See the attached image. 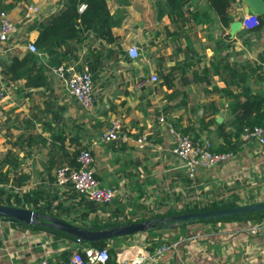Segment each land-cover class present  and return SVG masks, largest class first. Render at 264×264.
<instances>
[{
	"label": "crops",
	"instance_id": "1",
	"mask_svg": "<svg viewBox=\"0 0 264 264\" xmlns=\"http://www.w3.org/2000/svg\"><path fill=\"white\" fill-rule=\"evenodd\" d=\"M34 2L38 3L36 0ZM46 2L48 7L44 11L38 3L42 13L40 12V19L37 20L57 11L63 4V0ZM246 2L247 0H242L237 4H242L241 8L245 11ZM108 5L116 22L113 30L120 35L125 49L132 44H141L140 58L143 69H149L148 76L151 73L161 75L171 71L170 80L175 83L177 92L173 94L172 88L166 84L158 83L157 88L156 85L147 86L154 83L152 81L139 86L141 78L137 73L138 76L127 80L128 89L125 88L124 91L128 100L126 97L122 99L126 101L125 104H120L121 99H112V96L109 99V91L102 88L94 108L87 114L68 95L57 77H53V82L45 93H33L31 97L16 91L17 85L24 82L22 79L9 85L7 92L0 97V117L2 120L7 119V128L2 131L4 133L9 129V132L16 133V129H28V124L31 125V130L53 131L68 128L71 117L77 118V122L83 121L82 115H87L86 117H91L94 121H108V124L98 127V132L107 129L112 120L117 118L123 121L125 130H150L153 141L144 148L139 147L133 140L103 142L99 135L90 147L95 155L94 170L102 184L114 187L118 195L126 193L136 196L138 185L142 183V187H139L143 190V196L150 195L152 199L160 194L156 189L157 183L163 184L171 178L176 179L177 169L181 164L171 151V136L159 121V115L163 113L181 126H192V137L202 135V138H209L213 146L220 144L222 139L216 134V125H207L214 116L218 122L229 117L226 97L218 91L210 90L214 85L225 84L221 76L214 72V64L217 62L221 65L226 60L239 63L248 58L255 59L264 48V28L260 31L263 35H258V38L250 35L249 39H245L238 33L243 29L242 26L232 34L231 28H223L215 12L205 7L201 0H196L194 5L199 12H205L202 26H198L190 15L193 25L179 33H173L177 25L167 13L164 14L168 8L165 0H108ZM235 5L234 3L231 6L230 12L234 20H238L241 8ZM22 9L17 6L10 11L13 20L16 19L19 24L27 21ZM239 19L241 20V16ZM30 24V31L21 30L20 35L28 31L31 36L34 30L37 31ZM162 25L164 28H161ZM228 34L229 38H226ZM162 39L167 42L166 51L161 49ZM14 47L13 45L11 48ZM8 51L15 50L0 51V54ZM135 65L138 67L137 63ZM257 78L259 80H256L254 86L264 88L263 80L258 76ZM108 80L107 83L112 79ZM114 104L117 105L113 108ZM215 108H218L216 113ZM55 109L60 113L57 121L51 119ZM203 115L206 118L201 127L198 119ZM67 141L70 143L69 137ZM262 150L254 140L243 141L227 162L213 167L202 176L203 180L208 182L211 177L213 181L218 179L231 182L232 186L235 183L241 203L264 200V191L261 189V184H264ZM127 172H130V176ZM257 172H260V176L253 181ZM148 180L155 182H146ZM245 181L249 183L248 187L241 186L240 183ZM147 231L130 234L125 239H109L108 243L118 241L119 250H125L133 244L146 246L149 236ZM153 233L177 240L163 255L151 254L143 264H264V219L191 222ZM76 244L67 239H56L46 231L25 227L17 221L0 219V264H41L44 256H51L55 263L57 261V264H62V251L67 247L73 248Z\"/></svg>",
	"mask_w": 264,
	"mask_h": 264
},
{
	"label": "trees",
	"instance_id": "2",
	"mask_svg": "<svg viewBox=\"0 0 264 264\" xmlns=\"http://www.w3.org/2000/svg\"><path fill=\"white\" fill-rule=\"evenodd\" d=\"M241 1L201 0L205 7L215 12L217 20L223 28H229L234 20L230 12L231 6ZM30 2L34 1L0 0V7L11 13L13 8L20 6L25 14L26 4ZM165 2L168 8L164 14L167 13L177 25L173 33H179L193 25L190 15L198 26H202L201 22L205 12H199L196 9L194 5L196 0H165ZM82 5L84 7L81 9ZM161 16L162 11L160 10ZM37 19L32 23V28L37 29V34L33 38H29L28 41L34 42L42 55L27 49L24 52L15 50L0 54V97L7 92L9 85L20 82L22 79L24 82L17 85L16 89L18 90L15 89L18 93L28 97H31L33 93H45L55 76L51 74V65L74 64L79 69H83L87 65L93 74L95 86L96 83H101L104 77H116L115 73L108 74L109 76L104 74L105 71H109L108 69H112L115 64H130L132 68H137L135 60L141 56L133 59L122 45L120 35L114 32L113 26L116 22L109 8L108 0H63V4L57 11L50 13L41 20ZM263 28L264 12L258 14V23L255 26L249 29L243 28L238 33L243 36L246 35L245 39H249V34L259 33ZM226 38H229V34ZM24 41L28 42L27 40ZM219 42L218 46H220ZM13 45L10 42L5 48L3 47L2 51L12 50ZM227 46L229 47L230 43ZM263 63L264 48L255 59L248 58L239 63L226 60L221 65L215 62L214 72L221 76L225 84L223 86L214 85L210 90L218 91L226 97L229 117L218 122L214 116L207 122V125H216V134L222 139L220 144L212 147L214 150L234 154L244 141L242 133L246 127L255 125L264 127V88L254 86L258 79L257 76L264 82ZM171 75V71L163 72L158 75L159 80L160 77L162 78L160 81L157 80L147 86H157L158 83L166 84L172 88L174 94L177 90L173 80H170ZM57 79L60 80L58 77ZM111 79L109 78L108 81ZM60 82L62 81L60 80ZM61 84L67 92L65 85ZM126 91L128 92V90ZM68 95L80 105L74 96L69 93ZM169 96L171 98V95ZM51 102L49 101V103ZM121 103H125V101ZM116 105L114 104L113 108ZM94 106L89 110L84 109L81 105L80 108L86 112L91 111ZM217 109H214V113L217 112ZM86 116L82 115L83 121L81 122H77V118L71 117L68 128L41 132L31 130L19 135L14 141L8 137L9 129L2 133L3 128H7V119L2 120L0 117V134L9 138L8 140L11 142V145H8L5 150L0 147V204L35 209L52 218L66 222L61 224L63 227L45 223L25 224L19 222L36 231H46L56 239L61 238L76 242L75 247H67L62 251V264H71L74 251H79L84 259H87L86 249L90 247L99 249L107 247L110 255L107 264L116 263L117 247L108 243L109 239H115V237L94 240L83 238L77 241V229L101 230L122 226L129 222L150 221L152 227L147 231L149 236L146 240L148 243L146 247L154 250L163 243H173L177 240L164 238L163 235L161 237L156 236L153 233L156 230L164 229L163 226L169 225L174 216L190 211L221 209L241 204L240 197L236 192L238 187L235 183L232 186L231 182L218 179L213 181L211 177L208 178V182L203 180L202 176L213 168L202 169L195 176H191L186 167L181 164L178 166L176 179L171 178L163 184L157 183L156 189L160 194L152 199H150V195L143 196L142 183H139L141 187L137 184L138 194L136 196H129L124 193L117 195L112 201L90 199L86 194L80 193L69 184L60 185L56 183L55 171L57 168L65 164L77 165L79 152L85 148L91 149L90 146L96 140L97 135L101 140L103 131L98 132L96 130L99 126L108 124V121H94L91 117ZM205 118L206 116L203 115L198 119L201 127ZM51 119L54 121L60 119V113L57 109H55ZM52 120L49 121V124ZM170 120L181 131L190 135L191 132L194 133L192 126H181L172 119ZM45 122L47 123V121ZM27 127H31V125L28 124ZM68 137L70 143L67 141ZM193 138H202V135ZM25 144L35 149L36 152H45V156L40 161L29 158L27 153H30L31 156L32 151H28ZM20 152H26L27 157L26 155L25 159L21 157ZM27 159H32V161L27 162ZM127 164L129 165L130 161ZM126 174L130 176V172ZM35 175L38 181H36ZM146 182L154 184L155 181L148 180ZM159 197L161 199L157 201ZM249 218L264 219V210L246 214L239 213L217 219L199 218L193 223H216L218 221ZM184 224L186 223L180 225ZM175 226L173 225V227ZM170 227L172 226L167 228ZM120 237L127 238L129 236Z\"/></svg>",
	"mask_w": 264,
	"mask_h": 264
},
{
	"label": "built area",
	"instance_id": "3",
	"mask_svg": "<svg viewBox=\"0 0 264 264\" xmlns=\"http://www.w3.org/2000/svg\"><path fill=\"white\" fill-rule=\"evenodd\" d=\"M84 5L81 6V9ZM40 12V6L36 2L26 4L25 20L29 21ZM242 28H251L258 23L257 13H247L243 18L241 16ZM18 31V22L14 21L11 14L0 7V51L4 48L3 44L7 43L11 36ZM27 50L39 53L40 49L32 41L25 43ZM133 59H137L141 52L140 47L132 44L127 49ZM264 68V63H263ZM52 75L58 77L65 85L67 92L74 96L80 105L86 109H91L96 103V86L92 72L86 65L79 69L76 65H51ZM159 80L157 73H151L148 77L141 78L139 86L146 83ZM159 121L164 125L165 130L171 136V151L176 158L180 160L182 166L186 167L191 176H195L202 169L213 168L221 163L228 161L233 153L225 151H216L212 147V141L207 138L194 139L190 134L181 131L174 123L164 114L159 116ZM244 141H256L263 151L264 155V127L260 125L246 127L242 133ZM135 141L139 147L144 148L153 141L152 131L146 129H136L128 131L124 129V123L117 118L112 120L111 125L101 133V141ZM95 155L89 148L82 149L78 154V164L73 166L65 164L56 169V183L60 185L69 184L76 188L80 193L86 194L90 199L98 201H112L118 194L114 187L104 185L96 176L94 170ZM140 248H142L140 250ZM172 248V243H163L154 250L146 246L137 244L130 245L125 250H119L116 253L115 264H143L151 254L163 255L167 250ZM87 259H84L79 251H74L71 264H107L109 259L108 248H87ZM41 264H55L51 256H44Z\"/></svg>",
	"mask_w": 264,
	"mask_h": 264
},
{
	"label": "water",
	"instance_id": "4",
	"mask_svg": "<svg viewBox=\"0 0 264 264\" xmlns=\"http://www.w3.org/2000/svg\"><path fill=\"white\" fill-rule=\"evenodd\" d=\"M246 10H252L257 14L264 12V0H247ZM242 26L241 20L232 21L230 28L231 33H235L240 30ZM221 120V117H219ZM36 181H38L37 176L35 175ZM264 210V200L253 201L247 203H241L236 206L226 207L221 209H211L204 210L199 212H185L174 216L173 221L167 226L179 225L181 223H191L196 219H217L222 218L224 216H233L235 214H246L253 211H262ZM0 219L6 221H17L25 224H34V223H45L51 226L63 227L61 224H65L66 222L52 218L42 212H39L35 209L21 207V206H11L0 204ZM152 227L150 221H142V222H132L126 223L122 226H117L109 229H101V230H83L77 229L76 233L78 234V240L86 238L89 240H94L97 238H112L115 236H123L128 234H134L142 231H147Z\"/></svg>",
	"mask_w": 264,
	"mask_h": 264
},
{
	"label": "rangeland",
	"instance_id": "5",
	"mask_svg": "<svg viewBox=\"0 0 264 264\" xmlns=\"http://www.w3.org/2000/svg\"><path fill=\"white\" fill-rule=\"evenodd\" d=\"M34 1V0H33ZM40 5H41V8L43 9V11L48 7V5H47V2H46V0H36ZM37 3V4H38ZM38 4V5H39ZM39 5V6H40ZM235 6H240V4H236ZM242 7V4H241V6L239 7V8H241ZM40 8V9H41ZM41 9V10H42ZM41 13H42V11H41ZM41 13H37L35 16H34V18H32L31 20H29V21H26V22H24V23H22V24H19L18 23V32H16L12 37H11V39L7 42V43H5V44H3L2 45V47H6L8 44H10V42L12 43V44H14V48L12 49V50H17V49H20V50H22V52H24V51H26V48H25V43H27V42H25L24 40H27L28 41V39L32 36V37H34L36 34H37V31L36 30H34L33 31V33L31 34V36H30V33L28 32V31H30V26L29 25H31L30 23H33L34 22V20H36L40 15H41ZM247 13H256V12H254V11H252V10H249V11H244V9L243 8H241L240 10H239V17L240 16H243V18L246 16V14ZM22 16H23V14H22ZM239 17H238V19H239ZM22 18V17H21ZM20 18V19H21ZM23 19V18H22ZM240 20V19H239ZM14 21H16V19H14ZM17 22V21H16ZM161 28H164V25H162L161 26ZM24 29H27L28 31H25V34H23V35H20L21 34V30H24ZM251 34H249V36H250ZM254 35V37H257L258 38V35H263L262 34V32H259V33H255V34H253ZM252 35V36H253ZM248 36V37H249ZM251 36V37H252ZM244 37H247L246 35L244 36ZM24 39V40H23ZM25 42V43H24ZM166 41H164V39H162V41H161V49H163V50H165L166 51ZM164 44H165V48H164ZM138 46L140 47V52H141V54H140V56L142 57V50H141V44H138ZM139 56V57H140ZM137 64H138V67L137 68H132L131 67V65L130 64H120V65H118V64H115L114 66H113V68L112 69H108L109 71H105L104 72V74H105V76H109V75H111L112 73H115L116 74V77H104L103 78V81L101 82V83H96V95H97V98H99L100 97V95H101V91H102V88H105L107 91H109V93H110V98L109 99H111V96H112V99H121V102H122V99H125V97H126V100H128V97L126 96L127 94L125 93V91H124V89L126 88V89H128V85H129V78L130 77H132V76H136L137 75V73H138V75H139V78H141V77H147L148 76V74H149V69L148 68H146V69H143V67H142V60H141V58H138L137 59V61H135ZM139 70V72H137ZM111 71V72H110ZM109 74V75H108ZM137 75V76H138ZM1 78V77H0ZM109 78H112V80L110 81V82H106ZM127 80H129V81H127ZM102 85H103V87H102ZM156 88H157V86H156ZM125 101V100H124ZM126 102V101H125ZM122 105L123 104H125V103H121ZM90 111H86V113L88 114ZM120 114H122V112H120ZM28 129H21V130H19V129H16V133H14V132H9V130H8V137H11V140L12 141H14L15 139H16V137H18L19 135H21V134H23V133H25V132H28V131H31V129H30V127H27ZM32 131H35V132H38L37 130H32ZM3 133V132H2ZM5 133V132H4ZM22 138H23V136H22ZM9 138H7V137H5L4 135H1L0 134V147H1V149L2 150H5V148L8 146V145H11V142H9V140H8ZM25 146H26V149L28 150V151H32V154H31V156H30V153H27V155H28V157L29 158H33V159H37V161H40L44 156H45V152H36V150L35 149H32V147H29V146H27L26 144H25ZM25 155H26V152H20V156L21 157H24V159H25ZM27 155H26V157H27ZM32 161V159L31 160H29V159H27V162H31ZM258 170H260V168H258ZM261 171V170H260ZM259 173L260 172H257V175L253 178V181L254 180H256L257 178H259ZM241 184V186L242 185H244V186H246V187H248V185H249V183L248 182H244V183H240ZM256 184H258V183H256ZM261 189H262V191H264V184H261ZM159 199H161L160 197L157 199V201L159 200ZM240 200V199H239ZM167 228V227H169V226H163V228ZM128 236H130V234H128ZM116 237H119V238H123V239H125L126 237H120V236H115V238ZM110 245H115L116 247H117V245H118V241L117 242H111V243H109ZM120 244V243H119ZM119 249H117V251H118ZM168 251V250H167ZM166 251V252H167Z\"/></svg>",
	"mask_w": 264,
	"mask_h": 264
},
{
	"label": "bare ground",
	"instance_id": "6",
	"mask_svg": "<svg viewBox=\"0 0 264 264\" xmlns=\"http://www.w3.org/2000/svg\"><path fill=\"white\" fill-rule=\"evenodd\" d=\"M247 3V2H246Z\"/></svg>",
	"mask_w": 264,
	"mask_h": 264
}]
</instances>
